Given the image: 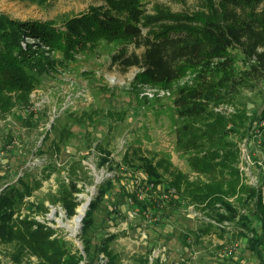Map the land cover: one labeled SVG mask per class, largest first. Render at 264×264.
<instances>
[{"label": "trees", "instance_id": "obj_1", "mask_svg": "<svg viewBox=\"0 0 264 264\" xmlns=\"http://www.w3.org/2000/svg\"><path fill=\"white\" fill-rule=\"evenodd\" d=\"M145 3L105 0V4L61 18L59 24L54 20H19L0 11V111L27 103L29 93L42 84L45 75L68 60L92 52L101 41L115 44L110 64L121 71L138 69L129 83L132 100L119 106L136 108L139 85L170 89L176 122L174 148L186 154L192 169L206 175L208 181H191L165 157L148 156L131 146L112 160H116L118 172L96 186L97 193L82 218L81 254L68 241L52 236V227L26 216H13L34 188L18 176L0 191V243L16 245L14 260L20 261L27 250L37 255L41 264H119V254L109 247L116 234H99L96 229L100 202L107 197L109 207L104 208L108 219L127 204L154 226L167 225L173 210L182 205L199 206L215 227L223 222L235 224L246 237L248 250L259 264L264 263V199L260 185L240 181L239 146L233 138L243 128L247 139L252 137L264 150V125L255 123L264 121V0H199L197 8L180 11L160 3L146 9ZM25 35L36 38L44 48L38 45L35 49L30 42L23 47L21 38ZM53 50L58 51V57H52ZM91 72L83 71L94 78ZM189 73L194 74L191 82L174 87ZM93 85L111 96L105 115L123 114L113 107L118 104L113 90L95 81ZM225 103L234 110L226 114L215 109ZM48 135L42 147L59 148L62 136ZM109 154L104 150L101 164L110 161ZM24 162L22 159L21 164ZM123 172L129 179L135 178L136 185L128 188L122 184ZM259 178L263 183L262 173ZM139 187L145 192L139 193ZM78 190L74 181L63 183L51 202L60 201L72 215L79 204L73 195ZM40 208L45 209L42 204ZM147 261L144 258L142 262Z\"/></svg>", "mask_w": 264, "mask_h": 264}, {"label": "rangeland", "instance_id": "obj_2", "mask_svg": "<svg viewBox=\"0 0 264 264\" xmlns=\"http://www.w3.org/2000/svg\"><path fill=\"white\" fill-rule=\"evenodd\" d=\"M144 1L146 9L154 3L163 4L173 11L199 6V0ZM102 4L105 0H0V11L19 20H54L59 24L65 16ZM21 39L23 47L25 42H30L33 48L38 49L36 38L25 35ZM116 48L115 44L99 42L94 51L78 55L46 74L42 84L29 93L27 103H16L8 112L0 111V191L18 176L34 185L31 194L23 197L20 210L13 216H26L52 227V236L68 241L71 248L81 254L84 252L80 230L85 213L79 221H74L77 207L88 199L90 202L97 193V184L118 172L114 165L116 160L113 163L112 160L120 158L131 146L139 147L148 156L165 157L186 173L191 181H208L206 175L192 169L186 154H180L174 148L173 128L176 122L170 89L142 84L137 89L139 102L135 104L136 108L127 104L119 106L120 102L132 100L134 92L129 93V83L138 69L129 67L121 71L110 64L109 57ZM131 49L132 46H129ZM50 54L53 58L59 56L57 50ZM84 70L93 71L91 74L95 77L88 76L89 72L84 74ZM193 76V73L187 74L174 87L191 82ZM94 81L114 91L118 104L113 107L123 114L105 115L111 96L109 92L103 94L99 88L92 86ZM148 88L153 89L151 95L146 93ZM160 89L167 90L169 94L160 95ZM247 95L254 97L249 92ZM223 105L228 110H234L230 104ZM255 123L264 125L263 120ZM67 129L69 134L64 132ZM238 130L233 138L239 146L240 181L260 185L264 199V182L259 178L260 173L264 175V150L251 136L252 139H247L243 128ZM48 132L49 138L62 136L59 148L42 147ZM104 150H109L110 161L101 164ZM22 159H25L23 165ZM122 175L124 178L120 182L126 187L136 185L135 178L129 179L124 172ZM70 181H74L79 188L73 194L79 204L72 215L67 214L60 201L51 202L59 185ZM139 189V193L145 192L143 187ZM41 204L44 210H41ZM100 205L96 229L99 234H116L109 247L119 254V264H144V258L148 259L145 264H259L246 247V237L238 232L235 224L228 222L220 228L215 227L217 224L209 219L211 217L206 210L199 206L193 209L191 203L173 210L165 226L148 223L127 204H122L121 212L110 220L104 208L109 207L108 198L104 197ZM16 250L12 242L0 243V264H41L38 256L27 250L23 251L20 261L14 260Z\"/></svg>", "mask_w": 264, "mask_h": 264}, {"label": "built area", "instance_id": "obj_3", "mask_svg": "<svg viewBox=\"0 0 264 264\" xmlns=\"http://www.w3.org/2000/svg\"><path fill=\"white\" fill-rule=\"evenodd\" d=\"M152 91H153V89L148 88V90L146 91V93L149 94V95H151V94H152ZM159 94H160V95H164V94H169V92H168L167 90H165V89H160V90H159ZM215 109H216V110H219V111H221V110H226V111H228V112L232 110V109H229V110H228V107H226L225 105H219V106L215 107ZM169 191H171V190L169 189ZM166 195H167V194H165L164 196L166 197ZM139 197H142V194H139ZM192 206H193V205H192ZM193 209H195L194 206H193ZM146 216H148V215L146 214ZM226 223H227V222H224V223H222V224H218V225L225 226ZM101 256H102V255H101Z\"/></svg>", "mask_w": 264, "mask_h": 264}, {"label": "bare ground", "instance_id": "obj_4", "mask_svg": "<svg viewBox=\"0 0 264 264\" xmlns=\"http://www.w3.org/2000/svg\"><path fill=\"white\" fill-rule=\"evenodd\" d=\"M87 207V203L86 201H83L78 207H77V215L74 218V221H79L81 219V216H83V214L85 213ZM77 224V223H76ZM71 225V224H70ZM73 229V228H72ZM71 229V230H72Z\"/></svg>", "mask_w": 264, "mask_h": 264}, {"label": "water", "instance_id": "obj_5", "mask_svg": "<svg viewBox=\"0 0 264 264\" xmlns=\"http://www.w3.org/2000/svg\"><path fill=\"white\" fill-rule=\"evenodd\" d=\"M136 72V71H135ZM135 72H134V74H135ZM86 203H87V206H88V204H89V199L86 201ZM82 217V216H81Z\"/></svg>", "mask_w": 264, "mask_h": 264}]
</instances>
